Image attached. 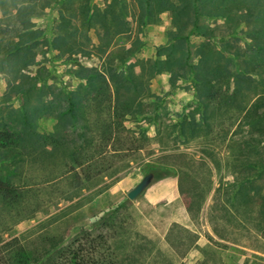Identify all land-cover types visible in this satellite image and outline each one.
<instances>
[{
    "label": "trees",
    "instance_id": "16d2710c",
    "mask_svg": "<svg viewBox=\"0 0 264 264\" xmlns=\"http://www.w3.org/2000/svg\"><path fill=\"white\" fill-rule=\"evenodd\" d=\"M14 1V14L6 29L0 24V73L7 81L9 94H15L20 103L17 118L9 116L0 122V150L4 153L0 159V201L3 204L14 205L28 196L27 186H19L16 181V166L27 158L50 156L51 163H55L60 171L55 183L65 181L74 189H80L99 176L113 174L117 162L145 149L150 142V127L161 122L157 115L158 104L144 107L143 100L150 94H146L145 89L150 79L167 72L171 79L187 77L194 81L196 100L202 113L200 121L193 115H184L175 126L176 136L186 142L202 131L205 135L213 133L216 138H224L222 143H226L234 158V179L221 185L216 195L224 189L225 203L234 207L242 203L250 205V219L256 221L257 230L264 234V195L257 184L264 175L259 140L264 132V91L252 90L253 81L261 85L252 78L258 75L260 62L264 61L263 42L255 39L257 50L248 57L252 67L245 70L249 76L237 75L234 81L219 65L208 67L205 59H201L200 65L192 64L189 49L179 57L172 39L167 45L168 52L163 53L164 58L147 60L140 72H136V65L129 63L135 51L128 48L127 54L119 58L120 64L109 67L105 73L97 67L82 66L81 60L93 55L101 57L99 48L90 50L87 47L96 24L101 23L116 33L126 31V22H121L125 16L123 6L118 10L114 2H105L104 10L95 11L91 8L92 0H83L80 9L75 11L69 0ZM249 1L252 0H135L136 21L140 27L151 23L159 14L157 5H160L179 28L174 38L187 39L195 32L214 37L215 30L203 29L202 18L226 19L231 27L243 20H257L258 10L249 5ZM49 7L57 10V26L40 38L33 19ZM257 32L262 33L263 28ZM50 51L66 56V62L72 61L76 65L71 70L73 79L79 82L75 89L71 90L63 83L60 86L54 84L52 76L49 84V73L40 59ZM34 67L36 70L32 71ZM250 88L252 97L243 104L245 100L240 99L247 96ZM44 97L47 100L42 102ZM5 98L12 101L8 94ZM44 117L55 120L51 133L38 131L39 121ZM129 119L133 123L130 128L126 126ZM229 122H240L238 129L249 126L242 142L235 140L236 132L230 135ZM215 151L216 146L204 149L206 154L213 155V164L220 169ZM184 157L187 166L177 167L173 163L164 167L177 172L179 194L194 221L195 204L191 200L194 194L190 192L194 186H190L188 179L196 162L204 168L207 162L204 158L195 160L188 154ZM247 170L254 174H246ZM129 203L125 198L89 227L76 230L67 242L44 239L40 251L30 253L17 238L0 239V264H184L179 261L180 256H163L160 249H155L154 240L134 232L135 221ZM176 230L191 239L192 246L197 244L198 234L173 223L166 234L171 249L175 247ZM138 241L143 246L138 245Z\"/></svg>",
    "mask_w": 264,
    "mask_h": 264
},
{
    "label": "rangeland",
    "instance_id": "374dc122",
    "mask_svg": "<svg viewBox=\"0 0 264 264\" xmlns=\"http://www.w3.org/2000/svg\"><path fill=\"white\" fill-rule=\"evenodd\" d=\"M69 1L71 8L78 11L83 0ZM105 2H114L118 10V7H124L125 16L121 22H126V31L116 33L104 28L101 23L96 24L95 31H91L89 35L87 47L90 50L99 48L101 57L93 55L90 59L81 60L82 66L97 67L105 73L109 67L120 64L119 58L127 54L125 50L128 48L135 51L129 63L136 65V72H140L142 64L147 60L164 58L163 53L168 52L167 45L172 39L179 57L189 49L192 64L200 65L201 59H205L208 67L219 65L234 81L237 75L249 76L245 70L252 67L248 57L257 50L255 39L264 44V0L248 2L258 10L257 20H243L237 26L231 27L226 19L204 17L201 25L203 29L215 30L214 37H205L195 32L187 39L174 38L179 28L170 13L162 10L160 5H157V17L151 23L140 27L136 21L135 0H92L91 8L102 11L106 7ZM14 4V0H0V24L4 29L14 14ZM33 22L37 35L44 38L57 26V10L49 7L35 17ZM260 28H263L262 33L257 32ZM226 42L230 45H226ZM235 55L237 58L234 59ZM65 58L66 56L50 51L40 60L49 73L50 85L52 76L54 84L60 86L63 83L73 90L79 83L71 75V70L76 65L72 61L66 62ZM260 63V72L252 80L260 81L261 85L253 81L254 92L264 91V61L261 60ZM31 70L35 71L36 68ZM248 90L250 91H247V96L240 99L245 100L243 104L252 97L251 88ZM145 92L150 94L143 100L144 107L158 104L157 115L161 119L160 124L150 127V142L147 147L140 153L117 162V169L113 174L99 176L80 189H74L72 184L65 181L55 183L54 179L60 171L55 163H51L50 156L27 158L21 165L16 166V181L19 186H27L30 191L24 200L14 205L0 201V239L7 241L17 238L30 253L40 251L46 238L67 242L76 230L89 227L106 210L128 198L127 193L151 173L153 179L150 184L135 200H129V204L135 221L134 232L154 240L155 249H160L163 256H180L181 259H177L184 264H264V234L257 230L256 221L250 219L251 206L242 203L234 207L225 203L224 189L216 195V190L221 185L234 179V158L226 148V143H222L224 138H216L213 133L205 135L202 131H199L195 139L186 142L176 136L175 126L184 115H193L198 121L202 117L200 104L196 100L194 81L187 77L174 80L169 73L163 72L147 82ZM6 94L11 102L5 98ZM14 95L9 94L7 81L0 73V122L7 120L9 116L17 118L20 103ZM46 100L44 97L42 102ZM34 102L37 103L36 99ZM129 120L126 126L130 128L133 123ZM54 123L55 120L51 117H44L39 121L38 131L51 133ZM239 124L240 122L228 123L230 135L235 132L238 134L234 137L238 143L242 142V138L249 131V126L238 129ZM218 131L221 129L218 128ZM259 140L264 157V132ZM209 146H216L217 155L214 159L220 164V169L213 164V155L204 152ZM184 154L195 160L204 158L207 162L205 168L200 166V162H196L188 179L190 186H194L190 192L194 194L191 200L195 204V219L188 223V228L199 235V240L192 246L191 239L186 238L181 230H176L173 237L175 247L171 249L166 242V234L171 224L168 228L167 225L171 219L184 222L183 211L177 206L184 208L185 205L178 190L177 172L164 166L173 163L177 167L187 166ZM3 156L4 153L0 150V159ZM246 174L252 175L254 171L247 170ZM257 184L262 187L261 193L264 195V175ZM262 223L264 226V218ZM139 244L143 246L141 241H138ZM147 246L144 248L147 249Z\"/></svg>",
    "mask_w": 264,
    "mask_h": 264
},
{
    "label": "water",
    "instance_id": "95a60500",
    "mask_svg": "<svg viewBox=\"0 0 264 264\" xmlns=\"http://www.w3.org/2000/svg\"><path fill=\"white\" fill-rule=\"evenodd\" d=\"M153 179V174L146 175L141 182H139L133 189H131L127 193V197L129 200H135L150 184L151 180Z\"/></svg>",
    "mask_w": 264,
    "mask_h": 264
},
{
    "label": "crops",
    "instance_id": "0c3cea01",
    "mask_svg": "<svg viewBox=\"0 0 264 264\" xmlns=\"http://www.w3.org/2000/svg\"><path fill=\"white\" fill-rule=\"evenodd\" d=\"M172 196H173L174 199H176V196H175V195H172ZM173 198H172V201H174ZM177 207L181 208V210L183 211V214H184V222H179V221H177V220H175V219H171V220H169L170 222L167 221V222H169V224L167 225V228L169 227L170 224L172 225L173 223H177V224L182 225L183 227L189 229V228H188V227H189V226H188V223L191 221V218H190V216H189V214H188V212H187L185 206H184V208H182V207H180V206H177ZM171 225H170V226H171Z\"/></svg>",
    "mask_w": 264,
    "mask_h": 264
}]
</instances>
